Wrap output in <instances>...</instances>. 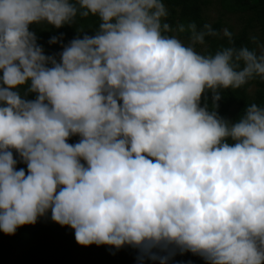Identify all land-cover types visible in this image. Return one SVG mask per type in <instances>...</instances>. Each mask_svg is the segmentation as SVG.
<instances>
[{
	"label": "clouds",
	"instance_id": "1",
	"mask_svg": "<svg viewBox=\"0 0 264 264\" xmlns=\"http://www.w3.org/2000/svg\"><path fill=\"white\" fill-rule=\"evenodd\" d=\"M167 17L162 0H0V232L50 213L137 264H264V106L218 114L225 90L264 81V41ZM66 25L45 54L32 26Z\"/></svg>",
	"mask_w": 264,
	"mask_h": 264
},
{
	"label": "trees",
	"instance_id": "2",
	"mask_svg": "<svg viewBox=\"0 0 264 264\" xmlns=\"http://www.w3.org/2000/svg\"><path fill=\"white\" fill-rule=\"evenodd\" d=\"M162 2L168 11L166 22L172 27L174 24H183L187 27L189 23L194 22L199 28L205 24L198 0H162ZM234 2L257 12L264 30V0H234ZM95 23L94 18L78 20V26L85 27L89 35L92 32L88 28L94 27ZM211 26L220 32V22H215ZM32 27L37 33L38 43L43 46L45 54H54L61 50L58 44H48L51 37L60 36L63 33V42L67 43L76 35L75 25H66L60 29L51 26ZM233 38L237 47L241 45L253 47L245 33H233ZM206 42L210 53L215 52L221 45H227L226 39L217 37H206ZM253 80L258 90L252 99L249 98L245 85L240 89L225 90L222 99L218 102V114L221 117L227 119L233 104L237 105L235 120L246 104L256 103L264 106V81L258 77ZM209 103H211L210 99ZM78 139V137H71L68 143L78 142ZM21 167L26 168L25 165L18 163L17 168ZM137 255V249L130 246H124L119 250L107 245L81 246L75 241L74 230L68 226L61 227L53 222L50 219V213L47 217L39 218L35 225H24L17 228L13 235L0 232V264H133L137 261ZM178 262L179 264H189V262L190 264H205L200 257L191 253L175 255L170 264H178ZM155 264H158V261Z\"/></svg>",
	"mask_w": 264,
	"mask_h": 264
},
{
	"label": "rangeland",
	"instance_id": "3",
	"mask_svg": "<svg viewBox=\"0 0 264 264\" xmlns=\"http://www.w3.org/2000/svg\"><path fill=\"white\" fill-rule=\"evenodd\" d=\"M233 2L234 0H198L203 21L210 25L214 24L215 22H220V31L224 28H228L234 34L245 33L248 37L255 35L258 37V39L264 41V30L260 20V15L253 9L239 6L237 2ZM177 25L174 24L173 28H175ZM172 34L173 33H171V35ZM175 35L183 43L187 44L189 42V33L187 30L183 33L176 32ZM196 50L198 52L202 51L199 45L196 46ZM245 86L249 98H254L258 90L257 84L254 82V80H251ZM236 110L237 105L233 104L227 116L228 120H235L234 117ZM133 264H137V261ZM145 264L152 263L145 260Z\"/></svg>",
	"mask_w": 264,
	"mask_h": 264
}]
</instances>
